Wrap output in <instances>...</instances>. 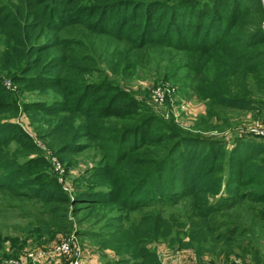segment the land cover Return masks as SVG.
Wrapping results in <instances>:
<instances>
[{
  "label": "trees",
  "instance_id": "trees-1",
  "mask_svg": "<svg viewBox=\"0 0 264 264\" xmlns=\"http://www.w3.org/2000/svg\"><path fill=\"white\" fill-rule=\"evenodd\" d=\"M75 26L159 48L164 81L206 100L195 129L227 125L219 121L223 108L264 113V97H257L264 96L260 0H0V194L9 199L5 208L26 218L15 225L22 234L0 233V251L7 245V255L16 256L30 241L69 236L75 221L95 219L105 230L76 232L121 254L117 264H164L149 243L168 240L197 256L228 254L262 228L252 222L244 229L240 212L235 222L215 217L239 206L264 219V209L248 205L264 204V139L236 138L223 181L214 174L223 160L204 161L209 149L221 152L226 143L203 145L115 83L88 80L94 61L84 41L62 35ZM4 76L21 91L50 97L21 104ZM92 148L102 149L101 157L71 180L52 173L49 156L69 168ZM188 161L206 176L196 188L186 185L196 173ZM222 181L225 196L210 202ZM241 183L258 187L235 199ZM177 205L179 213H165ZM145 209L153 211L133 223L132 214ZM256 264L264 263L258 257Z\"/></svg>",
  "mask_w": 264,
  "mask_h": 264
},
{
  "label": "rangeland",
  "instance_id": "rangeland-1",
  "mask_svg": "<svg viewBox=\"0 0 264 264\" xmlns=\"http://www.w3.org/2000/svg\"><path fill=\"white\" fill-rule=\"evenodd\" d=\"M195 1L206 3L209 0ZM260 1L263 3V0ZM256 17L257 16H254L253 18V16H251L249 21L255 20ZM62 35L76 37L84 41L86 45V49L83 48L84 52L86 51L87 54L90 53L94 61L93 65H91V70L93 72L90 78L86 76L88 80L101 79L115 83L121 90H126L133 95L134 99L138 100L142 106L147 105L151 107L158 117L167 120L171 116L174 125L185 131L186 135L200 138L203 145L205 142L210 141L226 143L221 152L214 151L213 148L209 149L211 153L207 154V159L204 161L208 163L212 155L217 164L223 160L225 165L224 169L214 172V174L221 175L223 181L227 173V155L236 138L251 137L258 140L261 138L252 132L258 125H264V113L259 111L223 108L220 109L222 118L219 121H227V125L204 131L200 130V127L199 129H195L194 124L198 123L195 122V120L204 113L206 100L204 101L198 98L189 87H181L175 84V81H164L165 79L162 74L166 70V63L160 60L162 56L159 48H138L128 40L96 35L81 26L70 27L69 30L63 32ZM262 49L264 51V45ZM185 81L187 82V79ZM3 82L8 89L16 94L21 104L33 100L43 101L50 97L49 94L44 95L37 91H21L12 83L8 76H4ZM257 97L262 98L264 96L259 94ZM213 122L216 123L215 119H213ZM188 145L189 144L186 143L183 146L185 153L188 150ZM102 153V149L100 148L85 150L75 158V165L69 168L66 167L65 164L62 165L59 163V161L51 155L49 156L52 162L50 169L53 174L57 175H60V172L64 171L68 180H71L76 171H82L92 163H95L99 157H101ZM187 153H190V150H188ZM195 164L196 163L189 161L186 163V165L190 167V171L196 172L197 166ZM204 179H206L204 170L200 173L197 171L195 177L189 173L186 185L189 188H196L198 187L197 182L199 183ZM223 181L215 196L209 197L210 202H221L222 198L225 196ZM253 187L256 189L258 186H247L241 183L234 194L235 199H239V197L242 198L244 192L247 193L251 191ZM67 190L71 191L70 187L67 188ZM7 202H9V199L6 195L0 194V203L3 205L1 206L0 204V208H4V210L0 209V233H10L13 235L22 234L23 232H19L15 229V225H23L26 218L19 217L15 209L5 208ZM247 202L245 198L243 203L247 204ZM12 203L15 204L16 202L13 201ZM248 205L258 208L259 210L264 209V204L251 203ZM179 206L180 205H177L173 208L166 209L165 213H179ZM238 207L216 214L215 219L218 222H235L237 221V215L235 214L240 212V220L244 229L247 230L254 225L263 226H261L262 228H255V230H252L250 232L252 236L246 235V240H244L240 246L233 247V250L228 254L205 253L204 255L197 256L191 248H176L177 245L171 247L168 240L165 242L161 239L149 243L148 247L157 250L164 264H256L258 257L261 258L262 263H264V219L258 216L251 219V214H255L253 211L246 212L244 207H242V209H238ZM149 211L153 210L145 209L133 213L132 222L137 224L141 217ZM252 222L254 225H252ZM81 229L102 231L105 230L104 222H99L95 219L87 220L82 223L75 221L74 231L76 232ZM75 232L72 233L76 235L84 253L86 252L82 256L81 264H98V255L101 256L104 263L109 262L111 264H117L118 261L122 259L121 254L118 255L109 249H105L101 244L102 240L95 237L78 235L77 232ZM64 237H67V235L42 238V243L30 241L28 247L31 248L44 245ZM11 252V247H7L6 245V250L0 251V258L14 257L7 255Z\"/></svg>",
  "mask_w": 264,
  "mask_h": 264
},
{
  "label": "built area",
  "instance_id": "built-area-1",
  "mask_svg": "<svg viewBox=\"0 0 264 264\" xmlns=\"http://www.w3.org/2000/svg\"><path fill=\"white\" fill-rule=\"evenodd\" d=\"M252 132L264 139V125H258ZM65 177L61 171L59 180L63 182ZM83 254L76 235L71 233L51 243L27 247L14 257L0 258V264H81Z\"/></svg>",
  "mask_w": 264,
  "mask_h": 264
},
{
  "label": "crops",
  "instance_id": "crops-1",
  "mask_svg": "<svg viewBox=\"0 0 264 264\" xmlns=\"http://www.w3.org/2000/svg\"><path fill=\"white\" fill-rule=\"evenodd\" d=\"M85 253H86V252H85ZM85 253H84V254H85ZM97 255H98V254H97ZM98 257H99V263H98V264H104V262L102 261L101 256L98 255ZM83 264H84V263H83Z\"/></svg>",
  "mask_w": 264,
  "mask_h": 264
},
{
  "label": "water",
  "instance_id": "water-1",
  "mask_svg": "<svg viewBox=\"0 0 264 264\" xmlns=\"http://www.w3.org/2000/svg\"><path fill=\"white\" fill-rule=\"evenodd\" d=\"M263 3H264V0H263Z\"/></svg>",
  "mask_w": 264,
  "mask_h": 264
}]
</instances>
